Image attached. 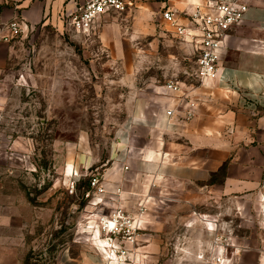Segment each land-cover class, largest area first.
Masks as SVG:
<instances>
[{"label": "rangeland", "instance_id": "rangeland-1", "mask_svg": "<svg viewBox=\"0 0 264 264\" xmlns=\"http://www.w3.org/2000/svg\"><path fill=\"white\" fill-rule=\"evenodd\" d=\"M121 27L122 42L107 47L66 22L11 40L0 89V189L8 195L0 197L8 215L2 264H256L244 246L264 244V232L243 200L205 204L203 194L171 183L153 193L144 214L126 201L117 209L124 224L111 233L116 207L86 197L133 98L179 86L186 78L179 69L191 66L172 34L130 40Z\"/></svg>", "mask_w": 264, "mask_h": 264}, {"label": "crops", "instance_id": "crops-1", "mask_svg": "<svg viewBox=\"0 0 264 264\" xmlns=\"http://www.w3.org/2000/svg\"><path fill=\"white\" fill-rule=\"evenodd\" d=\"M86 1L0 0V27L17 20L22 35L39 25L60 29L66 17ZM217 1L133 0L131 12L102 17L90 35L95 32L106 47L117 44L122 42L124 24L130 40L162 38L166 32L173 35L160 19L162 11L188 12ZM247 4L243 20L228 31L223 42L224 54L214 79L185 78L179 80V92L153 87L133 98L103 170L104 193L99 198L105 206L117 210L134 200L144 214L153 193L175 183L179 190L203 194L205 204L227 199L254 206L251 218L264 232V0H247ZM12 42L0 41V89L8 80L5 73L13 55ZM179 49L191 63L179 69V76L186 77L194 56L186 42L179 40ZM189 105H193L194 117L187 121L184 113ZM168 111L171 116L166 115ZM84 163L88 160L80 162ZM0 197L6 202L8 195L0 189ZM7 227L5 203L0 206V264L7 257ZM244 248L257 254L256 264H264V244Z\"/></svg>", "mask_w": 264, "mask_h": 264}, {"label": "built area", "instance_id": "built-area-1", "mask_svg": "<svg viewBox=\"0 0 264 264\" xmlns=\"http://www.w3.org/2000/svg\"><path fill=\"white\" fill-rule=\"evenodd\" d=\"M133 8V0H87L73 14L66 17L67 25L72 32L78 35L90 34L102 17L119 16L131 12ZM248 8L247 0H219L213 5L195 6L188 12L177 13L164 10L160 13L161 21L172 30L174 37L191 46L194 61L191 69L184 73L186 78L198 82L215 78L223 58V42L227 33L241 23ZM22 33L21 24L13 20L0 27V41H11ZM167 87L173 92L181 90L180 84L178 86L169 83ZM171 114L170 111L166 113L167 116ZM184 117L187 121L194 117L193 105L188 106ZM103 175V172L90 174L86 197L90 193L97 196L104 193ZM143 211L141 209L140 213L143 214ZM111 218V224L114 227L109 231L113 233L124 224V214L121 210H116Z\"/></svg>", "mask_w": 264, "mask_h": 264}, {"label": "bare ground", "instance_id": "bare-ground-1", "mask_svg": "<svg viewBox=\"0 0 264 264\" xmlns=\"http://www.w3.org/2000/svg\"><path fill=\"white\" fill-rule=\"evenodd\" d=\"M110 225H112V224L110 223Z\"/></svg>", "mask_w": 264, "mask_h": 264}]
</instances>
